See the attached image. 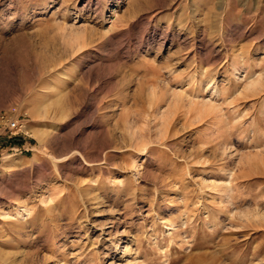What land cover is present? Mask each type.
Listing matches in <instances>:
<instances>
[{"label": "rangeland", "instance_id": "1", "mask_svg": "<svg viewBox=\"0 0 264 264\" xmlns=\"http://www.w3.org/2000/svg\"><path fill=\"white\" fill-rule=\"evenodd\" d=\"M0 264H264V0H0Z\"/></svg>", "mask_w": 264, "mask_h": 264}, {"label": "built area", "instance_id": "2", "mask_svg": "<svg viewBox=\"0 0 264 264\" xmlns=\"http://www.w3.org/2000/svg\"><path fill=\"white\" fill-rule=\"evenodd\" d=\"M7 127L9 130H16L22 127V123L18 119H11V121H8Z\"/></svg>", "mask_w": 264, "mask_h": 264}, {"label": "bare ground", "instance_id": "3", "mask_svg": "<svg viewBox=\"0 0 264 264\" xmlns=\"http://www.w3.org/2000/svg\"><path fill=\"white\" fill-rule=\"evenodd\" d=\"M34 135L36 134V133H33Z\"/></svg>", "mask_w": 264, "mask_h": 264}]
</instances>
